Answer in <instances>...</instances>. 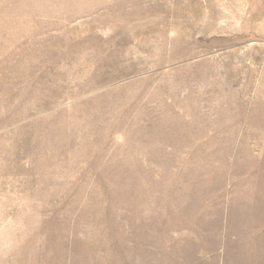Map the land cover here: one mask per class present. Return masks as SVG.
<instances>
[{
  "label": "rangeland",
  "instance_id": "374dc122",
  "mask_svg": "<svg viewBox=\"0 0 264 264\" xmlns=\"http://www.w3.org/2000/svg\"><path fill=\"white\" fill-rule=\"evenodd\" d=\"M0 264H264V0H0Z\"/></svg>",
  "mask_w": 264,
  "mask_h": 264
}]
</instances>
